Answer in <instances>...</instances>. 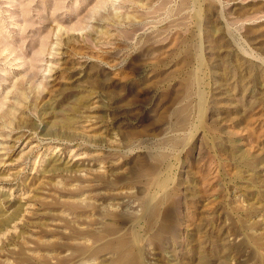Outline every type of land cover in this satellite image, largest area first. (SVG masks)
<instances>
[{
	"label": "rangeland",
	"instance_id": "1",
	"mask_svg": "<svg viewBox=\"0 0 264 264\" xmlns=\"http://www.w3.org/2000/svg\"><path fill=\"white\" fill-rule=\"evenodd\" d=\"M117 237L264 264V0H0V264Z\"/></svg>",
	"mask_w": 264,
	"mask_h": 264
},
{
	"label": "bare ground",
	"instance_id": "2",
	"mask_svg": "<svg viewBox=\"0 0 264 264\" xmlns=\"http://www.w3.org/2000/svg\"><path fill=\"white\" fill-rule=\"evenodd\" d=\"M10 199V198H9ZM104 212H105V210H103ZM155 211L156 210H152V212L149 214L151 217L155 214ZM107 213V212H106ZM113 213V212H112ZM124 213V212H123ZM105 214V213H104ZM108 215V214H107ZM109 215H111V214H109ZM122 215V214H121ZM113 216H115V214L113 215ZM116 216H118L117 214H116ZM126 218V217H125ZM123 219V218H122ZM128 219H129V217H128ZM119 220V219H118ZM110 225V224H109ZM106 227H107V225H106ZM110 227H111V225L109 226V230H110ZM163 227H164V223L160 226V228L158 229V235H160V233L162 232V230H163ZM113 228H114V226H113ZM107 229V228H106ZM114 229H116V228H114ZM111 232V231H110ZM93 233V232H92ZM91 233V234H92ZM95 233V235H94V237H100L101 235V233H96V232H94ZM119 236V235H118ZM125 238V237H124ZM124 238H122V237H117V239H114L113 238V240L111 239V241H109L108 243H107V246L109 247V248H112V249H114V250H117L118 252V258H119V260L121 259V264H132V259L135 257H133L132 256V254H131V252L129 251L130 249H129V243L124 239ZM127 239V238H126ZM129 241V240H128ZM106 246V247H107ZM131 247V246H130ZM116 255V256H117Z\"/></svg>",
	"mask_w": 264,
	"mask_h": 264
}]
</instances>
